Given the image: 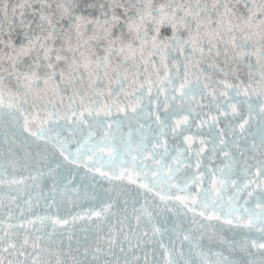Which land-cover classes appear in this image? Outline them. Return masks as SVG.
Instances as JSON below:
<instances>
[{"label": "snow or ice", "instance_id": "obj_1", "mask_svg": "<svg viewBox=\"0 0 264 264\" xmlns=\"http://www.w3.org/2000/svg\"><path fill=\"white\" fill-rule=\"evenodd\" d=\"M0 264H264V0H0Z\"/></svg>", "mask_w": 264, "mask_h": 264}]
</instances>
